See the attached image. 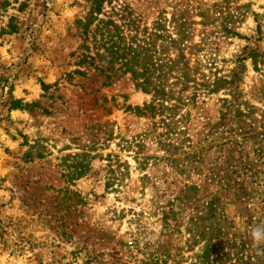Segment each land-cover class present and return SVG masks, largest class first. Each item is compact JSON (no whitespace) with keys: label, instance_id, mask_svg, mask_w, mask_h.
Here are the masks:
<instances>
[{"label":"rangeland","instance_id":"1","mask_svg":"<svg viewBox=\"0 0 264 264\" xmlns=\"http://www.w3.org/2000/svg\"><path fill=\"white\" fill-rule=\"evenodd\" d=\"M5 1L0 77L31 111L0 103V264H222L213 256L200 262L204 240L194 227L186 230L213 195L229 220L225 238L242 244V261L264 264V243L252 238L254 229H264V158L254 153L255 146L264 148V0L103 5L107 13L125 5L139 30L163 35L153 37L155 61L165 60L164 36L176 37L180 18L194 21L186 45L197 46L184 53L209 80L228 75L245 46L256 49L255 65L242 62L241 112L229 114L225 126H218L224 91L199 86L175 116H140L127 105L142 107L151 95L129 75L108 79L88 63L76 65L75 19L87 11L86 0ZM199 11L217 21L197 23ZM224 25L238 36L226 34ZM169 142L177 149L168 151ZM81 153L88 170L75 178L69 166L78 159L70 155ZM227 156L236 159L237 171L209 175ZM184 191L192 195L186 203Z\"/></svg>","mask_w":264,"mask_h":264},{"label":"trees","instance_id":"2","mask_svg":"<svg viewBox=\"0 0 264 264\" xmlns=\"http://www.w3.org/2000/svg\"><path fill=\"white\" fill-rule=\"evenodd\" d=\"M89 4L84 15L75 19L76 25L80 28L81 40L79 44V53L77 55L76 65L80 66L88 63L94 66L96 70L104 74L108 79L119 73V76L129 75L137 89L151 95V100L144 103L142 107H131L127 105L126 109L133 110L140 116L150 115L151 117L158 114L175 116L180 108L187 105L189 100L194 99L197 95L196 90L202 86L207 93H218L219 91L226 92V97L221 98V116L218 126L227 124V116L235 112L240 114V109L237 103L239 84L243 74V60L250 58L255 65L258 51L249 46L244 47L243 55L236 60L235 66L231 69L228 75L214 74L213 79H206L204 72L201 70L198 62L193 66L190 65L189 58L185 55L186 48L189 50L197 46V43L186 45L191 39L190 25L195 23L189 20L180 18V22L176 26L175 35L167 34L163 51L167 53L164 61L154 60L156 52L153 45V37L155 39L162 38L160 33L148 32L147 28L139 30L136 19L132 16L129 9L124 5L121 9H110L107 13L104 11V3L111 4L110 0H86ZM3 0L0 3L6 4ZM198 16L200 21L197 23L206 26L216 22L215 14L205 11H199ZM158 30L164 27L158 25ZM11 27V26H10ZM223 31L231 36L237 33L231 31L227 25L223 26ZM174 50V51H171ZM170 50V51H169ZM176 52V53H175ZM175 56L172 57L171 54ZM260 54V53H259ZM73 73L84 75V72L75 69ZM198 76L200 80L197 83ZM171 78V79H170ZM7 80L0 77V103L7 107V110L20 109L30 112V103H23L22 99L16 98L12 91V85H7ZM43 84V83H42ZM193 85H196L195 91L191 95H183L184 90H189ZM5 87L7 91L5 92ZM230 97V98H228ZM235 113H233L235 115ZM167 150L177 149L172 142L164 143ZM254 153L258 158H264V148L261 145L255 146ZM71 158L78 159L73 162V165H67L72 168V174L75 178L84 175L88 170V155L85 153L70 155ZM188 156V155H186ZM236 159L227 156L224 162L218 167L214 173L213 167L209 175H228L236 172L235 168L238 164ZM71 173V172H70ZM256 173L251 170V174ZM73 178V179H75ZM198 188L189 186L188 191H196ZM190 192L184 191L180 196V201L186 203L187 198H191ZM221 207V202L217 195H213L207 201V210L203 216L191 217L189 226L186 228L188 234L196 229L197 235L204 240L202 253L199 255L200 262L208 261L213 256L211 261L222 264H240L242 244L237 247L227 236V230L230 227L228 218L224 215ZM194 234V233H192ZM228 249V250H227ZM226 250V251H225ZM238 260V261H237ZM242 264H252L250 260L242 261Z\"/></svg>","mask_w":264,"mask_h":264},{"label":"clouds","instance_id":"3","mask_svg":"<svg viewBox=\"0 0 264 264\" xmlns=\"http://www.w3.org/2000/svg\"><path fill=\"white\" fill-rule=\"evenodd\" d=\"M252 238L256 244L264 243V229H254L252 232Z\"/></svg>","mask_w":264,"mask_h":264}]
</instances>
